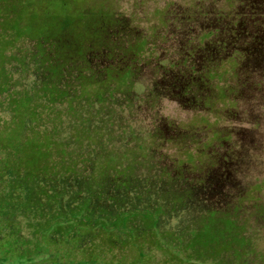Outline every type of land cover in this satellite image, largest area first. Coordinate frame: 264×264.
Wrapping results in <instances>:
<instances>
[{
	"label": "rangeland",
	"instance_id": "1",
	"mask_svg": "<svg viewBox=\"0 0 264 264\" xmlns=\"http://www.w3.org/2000/svg\"><path fill=\"white\" fill-rule=\"evenodd\" d=\"M116 19L109 45L68 61L62 77L38 61L32 41L19 42L8 51L7 94L39 98L54 81L74 97L78 71L103 79L108 68L131 69L129 86L104 104L54 107L78 178L113 166L95 201L112 213L162 209L158 231L165 247L167 232L176 237L174 255H187L190 233L202 236L206 258L185 264H264V0H117ZM52 186L67 191L64 206L88 197L75 194L85 188L79 179ZM237 238L242 244L231 245ZM145 250L151 264H179L166 249Z\"/></svg>",
	"mask_w": 264,
	"mask_h": 264
},
{
	"label": "trees",
	"instance_id": "2",
	"mask_svg": "<svg viewBox=\"0 0 264 264\" xmlns=\"http://www.w3.org/2000/svg\"><path fill=\"white\" fill-rule=\"evenodd\" d=\"M116 1L0 0V96L7 95L0 106L10 115L6 120L0 115V264H151L153 254L145 245L166 249L179 257V264L206 258L203 246L208 243L194 232L184 246L185 257L173 254L177 239L168 232L165 247L158 231L162 209L112 213L99 205L95 198L106 193L114 167L97 165L99 178L81 180L79 160L70 158L65 143L58 139L62 121L55 117L56 104L67 102L74 112L79 98L104 104L108 96L129 86L131 69L108 68L103 79L78 71L74 97L54 81L45 84L39 98L7 94L11 87L5 68L8 51L21 41H32L38 61L47 64L52 77H62L68 61L85 60L89 52L109 45V32L118 23ZM145 47L141 41L133 48L140 55ZM52 117L57 120L49 129L45 125ZM77 137L84 136L79 132ZM76 179L85 188L75 194L86 190L88 197L73 196V203L65 208L60 197L67 191L53 193L52 183ZM227 222L236 233L234 223ZM234 243L242 244L239 238Z\"/></svg>",
	"mask_w": 264,
	"mask_h": 264
}]
</instances>
